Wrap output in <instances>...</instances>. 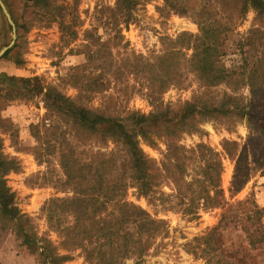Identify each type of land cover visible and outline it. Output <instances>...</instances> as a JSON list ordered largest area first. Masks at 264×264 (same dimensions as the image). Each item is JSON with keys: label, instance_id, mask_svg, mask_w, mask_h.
<instances>
[{"label": "rangeland", "instance_id": "1", "mask_svg": "<svg viewBox=\"0 0 264 264\" xmlns=\"http://www.w3.org/2000/svg\"><path fill=\"white\" fill-rule=\"evenodd\" d=\"M183 1L187 14L172 11L165 0H138L123 22L116 0H49L46 6L0 0V54L10 46L0 57V178L13 195L11 206L16 210L12 220L0 208V264H43L39 253L45 247L48 254L69 257L55 263L48 259L46 264H89L82 250L72 251L80 237L73 243L72 235L65 232L73 223L71 215L59 216L58 200L72 197L59 156L61 151L66 155L71 151L70 158L85 162L96 152L113 151L114 145L103 147L95 139L71 135V127L49 108L50 90L117 118L133 112L149 115L165 107L177 109L193 100L218 110L196 118L198 133H184L171 142L155 138L153 145L139 138V145L156 167L165 163L169 144L185 150L198 144L212 148L222 163L219 184L226 204L200 210L199 219L189 221L181 212L177 190L181 185L173 182L178 175L169 166L172 179L153 185L148 197L139 196L135 188L126 189L106 212L118 217L119 209L132 203L152 219L165 221L168 232L143 237L149 244L146 255L138 262L130 254L123 264H206L207 255L200 249L191 254L187 244L203 237L239 202L250 199L264 208V134L256 132L248 142L253 124L264 120V97L253 100L248 85L249 70L264 54V18L250 9L221 37L216 66L232 76L209 86L193 72L189 61L194 37L201 34L199 10L228 14L237 5L228 0L224 10L215 0ZM166 70L177 72L176 81L160 88ZM3 76L16 81L7 85ZM227 97L235 101L228 103ZM248 109L250 114L242 116ZM59 124L66 128L62 149L56 139ZM240 225L249 223L243 220ZM23 233L35 240L34 252L23 244ZM220 240L222 252L237 258L233 264H264V241L257 243L239 228H227ZM249 241L255 246H249Z\"/></svg>", "mask_w": 264, "mask_h": 264}, {"label": "trees", "instance_id": "2", "mask_svg": "<svg viewBox=\"0 0 264 264\" xmlns=\"http://www.w3.org/2000/svg\"><path fill=\"white\" fill-rule=\"evenodd\" d=\"M26 1L32 2L34 6H46L49 0ZM232 1L236 2L237 10L228 14L223 10H217V12L199 10L201 34L194 37L193 54L189 61L193 63V72L209 86L225 82L232 76V73L227 74L224 68L216 66L221 37L230 31L235 20L242 19L250 9L254 10L258 17L264 18V0ZM165 2L172 11L187 14L184 12L186 9L183 0L173 2L165 0ZM137 3L138 0H116L117 12L123 22L127 21L130 9ZM215 3L219 9H224L228 0H215ZM259 59L248 74V85L254 95L253 100L256 102L259 97H264V67L262 64L264 54H260ZM169 65L170 63L167 62V68L170 67ZM239 74L242 75V73ZM233 75L239 78L238 74L233 73ZM176 76L177 72L166 70L163 80L160 81V88L165 83L175 82ZM3 78L2 81L7 85H12L16 81L13 77L3 76ZM25 82L27 81L20 83ZM11 88L18 89L15 85ZM46 96L49 108L54 109L55 115L63 119L65 125L71 127L70 132L73 133L71 135L77 138L84 136L86 139H95L103 147L109 143L114 145L113 151L107 154L96 152L94 155H89L85 162L70 158L71 151L68 152L69 155L62 154L61 151L59 156L58 164L65 178V187H70L68 191L72 193L70 199L58 200L59 216L71 215L73 223L65 232L67 231L68 237L72 235L73 243L80 237L78 243L73 244L72 251L82 250L89 264L94 262L95 264H123L130 254L133 255L134 260L139 262L149 250V244L144 241L143 237L148 238V235L152 233L165 235L168 232L165 221L152 219L145 210L132 203H125L119 209L118 217L113 218L114 212H106L108 205L117 200L118 195L123 194L130 187L135 188L139 196L148 197L153 185L157 186L163 179H172L168 166L178 175L177 182L175 180L173 182L177 186L181 185L177 188L180 203L183 204L181 212L189 217V221L199 219L200 210L219 208L226 204L219 184L223 167L219 155L212 148L205 144H198L195 149L185 150L182 147L171 148L169 144L165 154V163L156 167V163L145 155L139 145V138L153 145L155 138L171 142L177 141L181 134L198 133L199 123L196 118L208 117L217 113L216 108L205 104L198 106L197 101L193 100L184 102L177 109L165 107L149 115L133 112L123 118H117L100 109L86 108L78 103V99H70L58 92L53 93L50 90ZM226 99L228 103L235 101L231 97ZM250 102L253 103V101ZM222 113L228 114V110H222ZM248 114H250L249 109L241 115ZM253 125L254 128L251 129L253 133L248 138L249 143L254 140L253 136L258 135L256 132L260 135L264 134V120ZM56 134V139L59 140L58 144L62 149L61 138H65V126L63 130V125L59 124ZM187 177L189 181L185 180ZM12 201L13 195L9 193L4 180L0 178L1 212L13 220L16 217V210L11 206ZM263 218L264 208L260 209L253 200L247 199L239 202L234 209H228L227 213L221 216L218 224L209 229L203 237L194 238L191 243L187 244L190 248L189 252L194 254L196 249H200L201 253L207 255L206 264H212V262L233 264L237 258L221 250L223 247L220 240L222 232L227 228L232 230L239 228L250 238L258 239L257 243H262L264 241ZM243 220L249 225L241 226L240 222ZM21 238L23 244L34 252L35 240H32L26 233H23ZM249 246L254 247L255 243L249 241ZM47 248L45 247L39 253V256L43 257V264L49 263L48 259L54 263L69 259L67 256L48 254L46 253Z\"/></svg>", "mask_w": 264, "mask_h": 264}, {"label": "water", "instance_id": "3", "mask_svg": "<svg viewBox=\"0 0 264 264\" xmlns=\"http://www.w3.org/2000/svg\"><path fill=\"white\" fill-rule=\"evenodd\" d=\"M3 12L5 13L6 17L8 18V21L10 23V25L12 26V31L14 32L15 31V28H14V25L12 24L10 18H9V15L6 13L5 9H3ZM10 46L6 47L0 54V57L3 55V53L9 48Z\"/></svg>", "mask_w": 264, "mask_h": 264}]
</instances>
